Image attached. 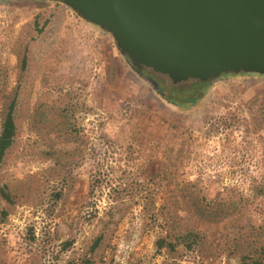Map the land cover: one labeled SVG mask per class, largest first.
<instances>
[{
  "label": "rangeland",
  "instance_id": "1",
  "mask_svg": "<svg viewBox=\"0 0 264 264\" xmlns=\"http://www.w3.org/2000/svg\"><path fill=\"white\" fill-rule=\"evenodd\" d=\"M35 1L0 0V101L17 103L0 264H241L254 229L264 242L262 78L220 76L180 112L110 34ZM205 194L216 222L195 214ZM189 232L191 250L172 237L174 252L156 250Z\"/></svg>",
  "mask_w": 264,
  "mask_h": 264
},
{
  "label": "water",
  "instance_id": "2",
  "mask_svg": "<svg viewBox=\"0 0 264 264\" xmlns=\"http://www.w3.org/2000/svg\"><path fill=\"white\" fill-rule=\"evenodd\" d=\"M57 2L113 38L132 68L173 85L264 75V0H36ZM153 91L158 83L143 77Z\"/></svg>",
  "mask_w": 264,
  "mask_h": 264
},
{
  "label": "trees",
  "instance_id": "3",
  "mask_svg": "<svg viewBox=\"0 0 264 264\" xmlns=\"http://www.w3.org/2000/svg\"><path fill=\"white\" fill-rule=\"evenodd\" d=\"M35 2L41 3L42 1ZM34 25H37V23L35 22ZM37 30L38 32H41L40 29ZM229 75L241 79L260 77L264 81V75L250 73ZM223 76L224 75H222V77ZM213 83V81L190 80L178 85H171L167 88H161L160 84H158V89L155 92L160 100L165 104L175 108L180 112L186 113L193 110L194 108H197L201 104V102L210 93ZM16 104V100L13 97L5 98L0 101V168L4 163L8 151L12 148L14 139L16 137ZM262 192L263 191H260V193ZM53 196L55 200H59L62 197V192H56L53 194ZM0 198L10 206L14 205V201L6 185L0 186ZM202 200L203 201L200 203V205L199 203L194 204L197 210L195 214L200 215L201 218H207L214 222L223 218L220 213H216L212 210L209 212L210 208L209 203H207L206 200V194L205 196H202ZM8 214L9 212L6 209L0 211V224L3 223ZM260 230L261 229L258 228V231ZM261 235H258L255 229L253 230V235H251L252 241L246 243L244 252L240 258L241 264H264V242L261 238ZM170 237H172V240H175L176 243L181 244V246L183 245L186 250H191L193 246L197 245L196 238H193L192 232L186 233L184 235H174V237L173 235L161 236L155 241V248L158 252H162L163 249H166L169 252H174L175 243L170 240ZM29 239H34L33 233H30ZM99 241L100 238L97 239V241L94 243V246H98ZM91 262V259L83 258L81 264H90Z\"/></svg>",
  "mask_w": 264,
  "mask_h": 264
},
{
  "label": "flooded vegetation",
  "instance_id": "4",
  "mask_svg": "<svg viewBox=\"0 0 264 264\" xmlns=\"http://www.w3.org/2000/svg\"><path fill=\"white\" fill-rule=\"evenodd\" d=\"M130 65V64H129ZM132 68V67H131ZM135 73H137L138 75L139 74H142L143 77H147V76H150L154 79V76L156 75L155 73H153L151 70L149 69H145V68H142V69H137V68H132ZM155 80V79H154ZM156 81V80H155Z\"/></svg>",
  "mask_w": 264,
  "mask_h": 264
}]
</instances>
